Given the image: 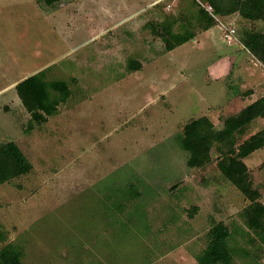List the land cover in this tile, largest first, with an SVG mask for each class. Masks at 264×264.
Segmentation results:
<instances>
[{"label": "rangeland", "instance_id": "obj_1", "mask_svg": "<svg viewBox=\"0 0 264 264\" xmlns=\"http://www.w3.org/2000/svg\"><path fill=\"white\" fill-rule=\"evenodd\" d=\"M200 9L196 0H0V146L15 142L33 165L0 185V251L19 246L25 264H196L214 223L246 232L248 203L217 160L190 168L176 138L204 116L222 129L264 66L227 44L216 22L209 39L168 52L153 27L177 21L175 32L199 36ZM233 26L240 39L264 33L261 21ZM45 69L71 96L31 127L15 87ZM263 129L256 120L237 141ZM262 161L264 149L246 163L264 203ZM230 245L235 264H264V250L245 259L243 240Z\"/></svg>", "mask_w": 264, "mask_h": 264}, {"label": "trees", "instance_id": "obj_2", "mask_svg": "<svg viewBox=\"0 0 264 264\" xmlns=\"http://www.w3.org/2000/svg\"><path fill=\"white\" fill-rule=\"evenodd\" d=\"M203 1L214 6L216 14L221 18L238 14L250 22H264V0ZM200 16L204 20L201 29L208 30L214 26L215 20L203 8L200 9ZM176 22H164L153 27V33L163 39L168 52L196 37L195 33L186 35L181 30L175 32L173 28ZM241 40L243 46L264 66V33L247 34ZM130 69L140 70L141 65L130 61ZM47 72L48 69L42 70L15 87L18 98L31 115V127L34 123L39 126L46 124L50 117L57 114L60 105L71 96L68 82L50 81L47 79ZM262 118L264 97L224 120L220 130H216L214 122L204 116L188 123L182 134L176 138L179 148L188 155L187 165L190 168L201 169L217 160L220 173L248 203L240 214L246 232L241 233L237 227L232 230L224 222L214 223L207 234V246L197 255L196 264H235L236 255L230 245L233 236L243 240L246 247L240 249V255L245 259L252 257L253 260H258L259 253L264 250V203L261 201L260 190L254 186L246 163L255 152L264 148V129L241 142L237 141V134ZM260 168L264 170V162ZM32 171V163L15 142L10 141L0 146V185L26 176ZM193 210L197 208L194 207ZM190 216L193 217V214ZM247 247L253 248V251ZM22 257V249L15 244H9L0 251V264H25Z\"/></svg>", "mask_w": 264, "mask_h": 264}, {"label": "crops", "instance_id": "obj_3", "mask_svg": "<svg viewBox=\"0 0 264 264\" xmlns=\"http://www.w3.org/2000/svg\"><path fill=\"white\" fill-rule=\"evenodd\" d=\"M222 19H223V21H231L232 23L238 21V19L240 20V22H243V23H249V22H250V21L246 22L247 20L242 19L238 14H234V15H232V16H228V17H225V18H222ZM250 23H251V22H250ZM210 32H211V28H209L208 30L203 31V33H201L199 36H196L194 40H196L198 37H201V36L206 37L207 39H209L210 36H211ZM238 37H239V35H238ZM206 38H205V39H206ZM239 40L241 41L240 37H239ZM196 41H197V40H196ZM220 63H221V62H220ZM219 67H220V66H219ZM218 69H219V68H218ZM216 71H218V70H215V72H216ZM253 84H254V86H252V87H255V88H253V90L250 91V92L247 94V96H243V97H241V100H242V98H243L242 102H243V104H244V107H243L242 109H244V108L247 107L248 105L254 103V102L257 101L258 99L264 97V80H263V79L256 80L255 83H253ZM245 98H246V99H245ZM242 109H241V110H242ZM241 110H240V111H241ZM210 119H211V118H210ZM262 119H264V118H262ZM211 120H212V119H211ZM258 120H259V119H258ZM212 121H213V120H212ZM249 128H250V127H249ZM263 149H264V148H263ZM263 149H261V150H263ZM259 151H260V150H259ZM255 153H256V152H255ZM263 162H264V161H262V163H263Z\"/></svg>", "mask_w": 264, "mask_h": 264}, {"label": "built area", "instance_id": "obj_4", "mask_svg": "<svg viewBox=\"0 0 264 264\" xmlns=\"http://www.w3.org/2000/svg\"><path fill=\"white\" fill-rule=\"evenodd\" d=\"M196 1L199 3L201 8H203L215 20V22L219 24V26L223 31V38L227 44L232 45L233 42H236L241 44V46H243L242 42L239 40L237 30L233 26V23L231 22L230 24L225 23L223 19L216 14L214 6L204 2L203 0H196Z\"/></svg>", "mask_w": 264, "mask_h": 264}, {"label": "water", "instance_id": "obj_5", "mask_svg": "<svg viewBox=\"0 0 264 264\" xmlns=\"http://www.w3.org/2000/svg\"><path fill=\"white\" fill-rule=\"evenodd\" d=\"M37 73H38V72H37ZM35 74H36V73H35ZM35 74H34V75H35Z\"/></svg>", "mask_w": 264, "mask_h": 264}]
</instances>
